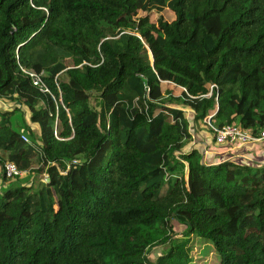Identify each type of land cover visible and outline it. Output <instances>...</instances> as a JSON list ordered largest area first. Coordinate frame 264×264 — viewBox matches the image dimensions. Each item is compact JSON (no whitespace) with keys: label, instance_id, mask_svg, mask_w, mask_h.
I'll use <instances>...</instances> for the list:
<instances>
[{"label":"trees","instance_id":"1","mask_svg":"<svg viewBox=\"0 0 264 264\" xmlns=\"http://www.w3.org/2000/svg\"><path fill=\"white\" fill-rule=\"evenodd\" d=\"M206 118L264 131V0H0V174L46 175L0 187V264H264L263 148L187 150Z\"/></svg>","mask_w":264,"mask_h":264},{"label":"rangeland","instance_id":"2","mask_svg":"<svg viewBox=\"0 0 264 264\" xmlns=\"http://www.w3.org/2000/svg\"><path fill=\"white\" fill-rule=\"evenodd\" d=\"M149 17L151 19V21L156 22V13L152 12L149 14ZM167 17V16H165ZM165 88V86L162 89ZM91 104L93 107H96V100L93 97L91 99ZM184 112L186 113L187 117L189 118V120H191V110L189 108H183ZM35 126V125H34ZM36 127V126H35ZM31 130H33L34 134L36 133L35 129H33L32 127H30ZM37 129V127H36ZM191 142L188 144L189 147L187 150H191L193 148H199L201 150V152L203 153L205 146H203V143L205 144H209L212 145V134L209 131V129L204 126V125H198V126H193V129L191 130ZM26 136V135H25ZM28 137V136H27ZM29 138V137H28ZM30 139V138H29ZM204 144V145H205ZM264 143H260V144H253V145H249L241 147V148H232L231 146L228 145H222V148L220 149L219 147H214L216 150H218L219 152V158L221 157H231V158H236V157H240L242 156L243 159H251L252 160V156L255 152L257 151H264V146L259 147V145H263ZM263 148V149H261ZM261 149V150H260ZM205 152V151H204ZM207 158V157H205ZM38 164L34 163L33 168L34 170L38 169ZM2 173V172H1ZM46 175L45 174H35L31 172L28 173H23L19 179L17 178H12V179H8L5 182L2 180V175L0 174V187L3 186V184H5L6 186L12 183H16V182H21L24 183L26 185H30L32 183H39L40 181H45ZM176 229H177V225ZM175 229V230H176ZM191 248H192V253L191 256L193 257V263L192 264H217L215 262V256H214V252H213V248L210 244L204 242V241H200L195 237H192L191 240V244H190ZM160 249L161 247H157L155 249H153L150 253H153L154 255H158L160 253Z\"/></svg>","mask_w":264,"mask_h":264},{"label":"built area","instance_id":"3","mask_svg":"<svg viewBox=\"0 0 264 264\" xmlns=\"http://www.w3.org/2000/svg\"><path fill=\"white\" fill-rule=\"evenodd\" d=\"M29 76L32 79L34 86L38 87L40 91L48 93L47 87L42 82L41 74L30 73ZM214 86L211 87V89ZM96 110H99V107L96 103ZM210 118L205 119L206 125L212 132V137L216 145H228L232 148H241L244 146H249L253 144H259L264 142V131L260 134L259 137H253L248 132L242 130L237 125H227L222 128H216L210 124ZM21 140L26 144H31L27 136L21 135ZM208 155L207 151L203 153L204 158ZM239 158H242L240 156ZM251 160V159H246ZM24 172L20 171L13 163H6L4 166V175L8 179H12L16 176H21Z\"/></svg>","mask_w":264,"mask_h":264},{"label":"crops","instance_id":"4","mask_svg":"<svg viewBox=\"0 0 264 264\" xmlns=\"http://www.w3.org/2000/svg\"><path fill=\"white\" fill-rule=\"evenodd\" d=\"M65 63H66V65H67L68 68L71 67V60L70 59L69 60H66ZM29 127H32L33 129H35L36 134L38 135V130L36 129V127L34 125H30ZM204 144L205 143H203V146H205L204 151L206 150L207 153H208V155L206 156L207 157V160H210L212 163H215L216 161H218V159H221V158L224 159V157L219 158V152H218V150H216L215 148H213V146H214V147H219L221 149L222 148V145H216L215 143H213L212 145H209V144H205L204 145ZM188 147L186 149H188ZM204 151H203V153H204ZM263 154H264V151H263Z\"/></svg>","mask_w":264,"mask_h":264}]
</instances>
